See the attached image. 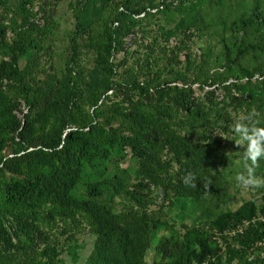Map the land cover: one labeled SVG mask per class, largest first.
<instances>
[{"label": "rangeland", "instance_id": "rangeland-1", "mask_svg": "<svg viewBox=\"0 0 264 264\" xmlns=\"http://www.w3.org/2000/svg\"><path fill=\"white\" fill-rule=\"evenodd\" d=\"M261 17L264 0H0V185L55 175L115 225L141 220L133 264H264V236L249 244L264 188L237 181L251 162L232 130L253 109L264 127ZM99 242L94 219L57 194H0V264H101Z\"/></svg>", "mask_w": 264, "mask_h": 264}, {"label": "trees", "instance_id": "trees-1", "mask_svg": "<svg viewBox=\"0 0 264 264\" xmlns=\"http://www.w3.org/2000/svg\"><path fill=\"white\" fill-rule=\"evenodd\" d=\"M261 21L264 24V17H261ZM115 29L109 32V37H115ZM231 62H225V65L229 67ZM181 76V72L176 71ZM231 74L237 79L241 77H250L248 73L242 70L241 74L238 75L235 71ZM111 89V87H108ZM243 92L248 95H253L256 92L254 87L249 84H241L239 86ZM73 141L69 132L63 135L61 140V146L58 151L66 149V144ZM60 144L59 139L56 140L52 148H56ZM29 146H35L33 144ZM172 150L177 154H180L179 147L177 144L171 146ZM2 169V164L0 165V172ZM193 172L196 176V187L186 186L182 180V187L188 190L190 193L194 194L203 187L202 183V169L199 164L194 160H191L182 168V177H184L187 172ZM70 185L65 181L58 179L57 176H44L38 175L36 177H31L24 181H16L11 186L5 187L3 184L0 185V194H4L5 203L9 205L21 204L27 200V196L31 193H41L50 192L54 195L57 194L60 200L63 201L65 205L73 204L75 207L86 212L90 215L96 225L98 226V231L100 233V242L97 246V256L101 264H133L136 258V252L138 248V238L139 235L144 231V225L141 220L134 219L133 225L131 227H122L115 225L111 219L112 214L109 213L101 204L92 201H76L68 197ZM4 208V207H3ZM264 236V229H259L255 231L250 239L249 244L252 245ZM247 244V245H249ZM52 255H46L44 264H55L56 260ZM205 260L204 256H200L199 262L201 263ZM241 264H250V260L244 259Z\"/></svg>", "mask_w": 264, "mask_h": 264}, {"label": "clouds", "instance_id": "clouds-1", "mask_svg": "<svg viewBox=\"0 0 264 264\" xmlns=\"http://www.w3.org/2000/svg\"><path fill=\"white\" fill-rule=\"evenodd\" d=\"M249 117L253 118L252 123L244 124L241 122ZM257 117L258 113L254 109L247 113H241L232 128L233 132L240 137L235 144L241 146L242 143H247L245 158L251 163L246 164V174L241 173L237 175L236 179L243 188L249 190L264 188V177H258L255 171L258 162L264 159V127L258 126ZM182 180L186 186L196 187V176L193 172H187Z\"/></svg>", "mask_w": 264, "mask_h": 264}]
</instances>
